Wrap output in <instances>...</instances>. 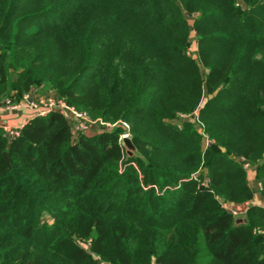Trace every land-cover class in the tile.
<instances>
[{
  "label": "trees",
  "instance_id": "1",
  "mask_svg": "<svg viewBox=\"0 0 264 264\" xmlns=\"http://www.w3.org/2000/svg\"><path fill=\"white\" fill-rule=\"evenodd\" d=\"M52 91L129 130L0 128V264H264V208H225L246 164L264 198V0H0V104Z\"/></svg>",
  "mask_w": 264,
  "mask_h": 264
},
{
  "label": "built area",
  "instance_id": "2",
  "mask_svg": "<svg viewBox=\"0 0 264 264\" xmlns=\"http://www.w3.org/2000/svg\"><path fill=\"white\" fill-rule=\"evenodd\" d=\"M29 95L25 96L24 99L19 103H14L12 100H6L3 103V107L5 110H16L22 106H28L30 109L34 110L35 116H46L47 114L54 112L56 110H62L64 111L69 117L70 121L73 124L74 133L79 134L80 132H85L91 129H89L85 123V120L87 121V114L77 111L73 107H69L66 102L58 97H39L36 101H30L28 102ZM91 122V121H90ZM88 122V123H90ZM87 123V125H88ZM91 125V124H90ZM102 126H105L103 128H112L109 124L102 123ZM0 128L5 132V134H8L10 138H16L20 135V130L22 128H12L9 126H1ZM128 134L123 135V137H127ZM245 169L247 171L253 169L249 164L245 165ZM207 182V181H206ZM205 182V184H206ZM207 186V185H205ZM261 186V185H260ZM262 190V188H260ZM260 190V191H261ZM225 205V204H224ZM232 205H225V208L235 217L240 218V214L237 210L233 209L231 207ZM249 206V205H248Z\"/></svg>",
  "mask_w": 264,
  "mask_h": 264
},
{
  "label": "crops",
  "instance_id": "3",
  "mask_svg": "<svg viewBox=\"0 0 264 264\" xmlns=\"http://www.w3.org/2000/svg\"><path fill=\"white\" fill-rule=\"evenodd\" d=\"M34 110L30 109L28 106H22L16 110L7 111L4 109L3 104H0V125L9 126L12 128H22L25 124L30 122L34 115ZM255 169L248 171L249 181L248 185L254 192V199L246 204L239 205L235 204L231 207L238 211L240 218H244L250 206L257 205L260 208H264V198L259 190V182L254 177ZM249 205V206H248Z\"/></svg>",
  "mask_w": 264,
  "mask_h": 264
},
{
  "label": "rangeland",
  "instance_id": "4",
  "mask_svg": "<svg viewBox=\"0 0 264 264\" xmlns=\"http://www.w3.org/2000/svg\"><path fill=\"white\" fill-rule=\"evenodd\" d=\"M191 19H193V17H191ZM194 30L192 29V38H191V40H190V47H189V52H188V54L189 55H192V56H194V55H196V52H197V46L195 45V41H196V36L194 35V33L195 32H193ZM202 70V73L205 75V74H207V71L205 70V69H201ZM39 93V94H38ZM38 93H31L30 95H29V97H28V102H30V101H36L37 99H39V97H51V96H53V97H57V94L55 93V92H45V94H43V93H41V92H38ZM207 97V95H205V98ZM59 98V97H58ZM12 100L13 102H14V100L13 99H11L10 97L9 98H6V100ZM82 113H86V112H82ZM87 114V113H86ZM193 120V122L195 121L196 122V124H195V127H196V129H198V130H201V129H203V124H202V122L199 120V118H198V116L195 114V113H193L192 115H181L180 116V118H178L174 123L176 124V125H178L179 127H183V125H184V123H187V122H189V121H192ZM91 121V122H90ZM88 122H90V123H88ZM85 123H86V125L85 126H87L89 129H91V131H99V130H101V129H104L103 127H105V126H102V123H106V124H109L110 126H112V127H115V126H117L118 124H123V125H125V127L129 130V124L128 123H126V122H122V121H118V122H115V123H111V122H105V121H103L102 119H98V120H93V119H91L90 118V116L87 114V121L85 120ZM87 123H88V125H87ZM91 124V125H90ZM126 134H128L127 135V137H128V139H131L132 140V136H131V134L129 133V132H124L123 133V135H126ZM203 134V133H202ZM123 135L121 136V144H122V139H123ZM133 142V141H132ZM202 143H203V148L205 149L208 145H209V143H210V141H209V139H208V137L207 136H205L204 134H203V141H202ZM123 145V144H122ZM136 147V146H135ZM139 154H140V152H138ZM127 154V153H126ZM141 155V154H140ZM130 158H132V157H130ZM208 184V181L206 182V184H205V182H202V185L204 186V187H206L205 185H207ZM259 187L261 188V186H260V183H259ZM259 188V190H261ZM220 203L222 204L223 203V201H220ZM239 219V218H238Z\"/></svg>",
  "mask_w": 264,
  "mask_h": 264
},
{
  "label": "water",
  "instance_id": "5",
  "mask_svg": "<svg viewBox=\"0 0 264 264\" xmlns=\"http://www.w3.org/2000/svg\"><path fill=\"white\" fill-rule=\"evenodd\" d=\"M122 144H123V147L125 148L127 156L129 158L134 157V156H140V154L137 151V148L135 147V145L131 139H128V137H123ZM6 157H7V155H6ZM236 222L246 224L247 220L245 218H239L236 220ZM74 238H76V237L74 236Z\"/></svg>",
  "mask_w": 264,
  "mask_h": 264
}]
</instances>
